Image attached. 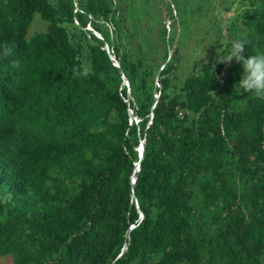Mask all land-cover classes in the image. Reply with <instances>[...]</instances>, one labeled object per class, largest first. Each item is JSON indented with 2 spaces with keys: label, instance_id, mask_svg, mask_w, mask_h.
Returning <instances> with one entry per match:
<instances>
[{
  "label": "trees",
  "instance_id": "1",
  "mask_svg": "<svg viewBox=\"0 0 264 264\" xmlns=\"http://www.w3.org/2000/svg\"><path fill=\"white\" fill-rule=\"evenodd\" d=\"M247 1L0 0L14 48L0 60V257L264 264V99L235 88L241 63L220 62L238 39L245 58L264 53V0ZM35 14L48 25L28 38ZM147 15L158 62L124 40ZM206 20L210 53L185 73L183 39Z\"/></svg>",
  "mask_w": 264,
  "mask_h": 264
},
{
  "label": "rangeland",
  "instance_id": "2",
  "mask_svg": "<svg viewBox=\"0 0 264 264\" xmlns=\"http://www.w3.org/2000/svg\"><path fill=\"white\" fill-rule=\"evenodd\" d=\"M118 4L119 2H117V5ZM247 6H248L247 0H240V4L238 8H236V12H242L241 10L247 8ZM158 18L159 17H156V19L151 18L148 15L144 16L143 21L140 22V28L138 29V31L132 29L131 24L128 21H126L125 28L129 30V35L126 39H124L131 43L133 50L137 52V54L139 53L138 49L141 43H143L146 46L145 47L146 50L149 49V45L154 47L153 49H157L156 51L154 50L155 53H153L152 50L150 51L151 55L156 56L155 61L157 62L161 59V52H162L161 42L159 40V31L161 29V24L157 21ZM207 23L208 20L201 23H199L198 21L193 23L194 29L192 33L183 39L182 70H185V73L192 71L194 63L197 64L201 63L208 57L210 53L211 34L205 32L206 31L205 27H207L208 25ZM47 25L48 23L42 20L39 14H35L33 18V22L27 32L28 38L36 35L37 33L45 31ZM166 25L168 32L172 34L173 30H172V25H170V22H168ZM104 26H106L108 30L111 31L112 29L111 25L104 24ZM114 37L115 35L112 36V39ZM146 54L148 53L146 52ZM154 64L156 65V62H154ZM161 66L162 65H160L159 70L162 68ZM182 70H181V74L185 76V74L182 73ZM124 83L126 86H129L128 79L127 80L125 79ZM136 122H138V119H136ZM136 168L139 169L138 166H136ZM0 264H12V259L9 256L0 257Z\"/></svg>",
  "mask_w": 264,
  "mask_h": 264
},
{
  "label": "clouds",
  "instance_id": "3",
  "mask_svg": "<svg viewBox=\"0 0 264 264\" xmlns=\"http://www.w3.org/2000/svg\"><path fill=\"white\" fill-rule=\"evenodd\" d=\"M246 44L247 42L243 39L232 41L228 55L220 62L230 64L235 60L237 63H241L243 67V76L235 85V88L238 86L243 89L245 93H251L258 99H264V53H258L249 58H245L243 53ZM13 54L14 48L9 46L7 42L0 44V60L7 59ZM11 67L19 69L20 61L13 60ZM71 72L74 78H86L89 75V68L85 65L73 66ZM217 79H219V77H217ZM213 95L215 96V93H213Z\"/></svg>",
  "mask_w": 264,
  "mask_h": 264
},
{
  "label": "water",
  "instance_id": "4",
  "mask_svg": "<svg viewBox=\"0 0 264 264\" xmlns=\"http://www.w3.org/2000/svg\"><path fill=\"white\" fill-rule=\"evenodd\" d=\"M143 154H144V140L142 141V143H141V145L139 147V162L136 164V166H138L139 169H140V162H141V160L143 158ZM136 170H138V169L136 168ZM132 184H133V192H134V190H135V180H133Z\"/></svg>",
  "mask_w": 264,
  "mask_h": 264
},
{
  "label": "built area",
  "instance_id": "5",
  "mask_svg": "<svg viewBox=\"0 0 264 264\" xmlns=\"http://www.w3.org/2000/svg\"><path fill=\"white\" fill-rule=\"evenodd\" d=\"M94 33L98 36V37H101L96 31H94ZM106 50H107V52L109 53V55H110V57H111V59H112V61H113V63H115L114 65H116V66H120L119 64V61L115 58V56L111 53V51L109 50V48L106 46ZM139 170V169H138Z\"/></svg>",
  "mask_w": 264,
  "mask_h": 264
}]
</instances>
